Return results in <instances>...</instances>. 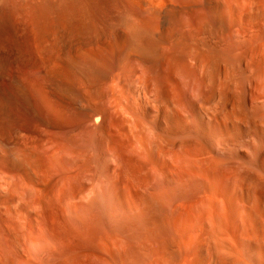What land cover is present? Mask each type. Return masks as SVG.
<instances>
[{
  "label": "bare ground",
  "instance_id": "1",
  "mask_svg": "<svg viewBox=\"0 0 264 264\" xmlns=\"http://www.w3.org/2000/svg\"><path fill=\"white\" fill-rule=\"evenodd\" d=\"M0 264H264V0H0Z\"/></svg>",
  "mask_w": 264,
  "mask_h": 264
}]
</instances>
